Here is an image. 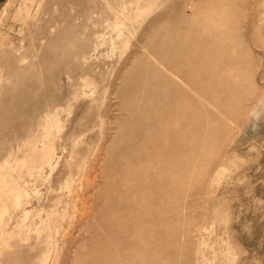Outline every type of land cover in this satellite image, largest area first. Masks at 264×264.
<instances>
[{"label":"rangeland","instance_id":"rangeland-1","mask_svg":"<svg viewBox=\"0 0 264 264\" xmlns=\"http://www.w3.org/2000/svg\"><path fill=\"white\" fill-rule=\"evenodd\" d=\"M0 264H264V0H0Z\"/></svg>","mask_w":264,"mask_h":264},{"label":"bare ground","instance_id":"bare-ground-1","mask_svg":"<svg viewBox=\"0 0 264 264\" xmlns=\"http://www.w3.org/2000/svg\"><path fill=\"white\" fill-rule=\"evenodd\" d=\"M207 53H209V51H207ZM156 57L158 62V70H157L158 78H157V87L154 92L152 105L154 109L153 111L154 113H156V116L158 118L155 124L157 125V127L161 128L163 126L173 124L178 109L181 106L180 105L181 100L188 97L184 88H182L176 81L169 78L168 74L171 73L173 75H176V77H178L182 82L188 85H194L198 89L201 88V84L200 83L195 84V81L191 78V76H189V71L183 70L181 69V67L178 66L176 60L178 58L176 56H175L176 59H168V57L164 55V52L159 50L156 51ZM204 68L205 70L209 69V67L202 68L198 66L193 68V70L194 69L203 70ZM208 94L205 93V96L207 98L212 97L209 96ZM148 103L145 104L144 109L148 107L149 105Z\"/></svg>","mask_w":264,"mask_h":264}]
</instances>
